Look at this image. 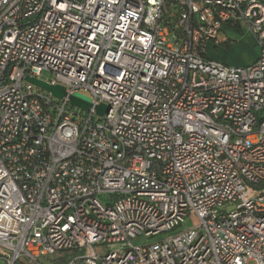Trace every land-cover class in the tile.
Returning <instances> with one entry per match:
<instances>
[{
	"label": "built area",
	"instance_id": "obj_1",
	"mask_svg": "<svg viewBox=\"0 0 264 264\" xmlns=\"http://www.w3.org/2000/svg\"><path fill=\"white\" fill-rule=\"evenodd\" d=\"M262 183L264 0H0V264H264Z\"/></svg>",
	"mask_w": 264,
	"mask_h": 264
},
{
	"label": "rangeland",
	"instance_id": "obj_2",
	"mask_svg": "<svg viewBox=\"0 0 264 264\" xmlns=\"http://www.w3.org/2000/svg\"><path fill=\"white\" fill-rule=\"evenodd\" d=\"M228 42L227 44H222L217 48H213L211 46L208 47L206 51V56L209 59L218 61L220 63L229 65V66H247L252 64L258 53L259 48L256 46L255 40L253 39L251 33H249L246 29L240 31L229 30L228 32ZM49 77V74L44 73L42 78L46 79ZM253 189L263 188L264 183L254 186L249 184ZM192 223L190 220H186L185 223L177 228L174 232L168 233L165 236H171L174 233H177L181 230L191 227ZM164 238V237H163ZM155 238L153 240H157ZM150 241V240H149ZM134 245H144L147 243L145 239L136 238L132 241ZM81 252H67V253H56L52 257L55 259L53 264H66L69 262L74 256L78 254H82ZM41 261V260H39ZM248 264H255L253 261H249Z\"/></svg>",
	"mask_w": 264,
	"mask_h": 264
},
{
	"label": "water",
	"instance_id": "obj_3",
	"mask_svg": "<svg viewBox=\"0 0 264 264\" xmlns=\"http://www.w3.org/2000/svg\"><path fill=\"white\" fill-rule=\"evenodd\" d=\"M26 80L33 85L41 88L42 90L49 92L54 98L61 99L66 96V91L62 86H50L47 83L29 77L26 78ZM68 99L71 106L80 108L84 111H87L92 106L91 100L89 98L76 92L70 94L68 96ZM95 110L99 116H102L106 111V107L104 105H99L95 107Z\"/></svg>",
	"mask_w": 264,
	"mask_h": 264
},
{
	"label": "crops",
	"instance_id": "obj_4",
	"mask_svg": "<svg viewBox=\"0 0 264 264\" xmlns=\"http://www.w3.org/2000/svg\"><path fill=\"white\" fill-rule=\"evenodd\" d=\"M229 30L226 29V33L228 32ZM228 34V33H227ZM41 261H39V264H53V262L55 261V259L53 257H47V258H43V259H40Z\"/></svg>",
	"mask_w": 264,
	"mask_h": 264
},
{
	"label": "trees",
	"instance_id": "obj_5",
	"mask_svg": "<svg viewBox=\"0 0 264 264\" xmlns=\"http://www.w3.org/2000/svg\"><path fill=\"white\" fill-rule=\"evenodd\" d=\"M227 42H228V40L226 41V43L225 44H227ZM209 46H211V47H213L212 45H209ZM209 46H207L206 47V51H207V49H208V47ZM213 48H217V47H213ZM205 55H206V53H204ZM206 58H207V56H206ZM207 59H209V58H207ZM209 60H212V59H209ZM213 61H215V60H213ZM215 62H218V61H215ZM220 63V62H219ZM223 64V63H222ZM226 65V64H225ZM229 66V65H228Z\"/></svg>",
	"mask_w": 264,
	"mask_h": 264
}]
</instances>
